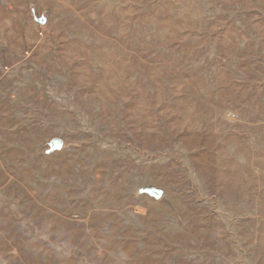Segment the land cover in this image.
Masks as SVG:
<instances>
[{
    "label": "rangeland",
    "instance_id": "rangeland-1",
    "mask_svg": "<svg viewBox=\"0 0 264 264\" xmlns=\"http://www.w3.org/2000/svg\"><path fill=\"white\" fill-rule=\"evenodd\" d=\"M0 264H264V0H0Z\"/></svg>",
    "mask_w": 264,
    "mask_h": 264
},
{
    "label": "water",
    "instance_id": "water-1",
    "mask_svg": "<svg viewBox=\"0 0 264 264\" xmlns=\"http://www.w3.org/2000/svg\"><path fill=\"white\" fill-rule=\"evenodd\" d=\"M32 19L39 25H45L47 22V17L44 13H39L36 15L35 11L31 10ZM47 150L46 154H51L55 151H59L63 147V140L61 138L55 137L50 139L47 142ZM138 193L146 196L147 198H151L153 200H159L163 195V189L158 188L156 186H144L138 190Z\"/></svg>",
    "mask_w": 264,
    "mask_h": 264
}]
</instances>
